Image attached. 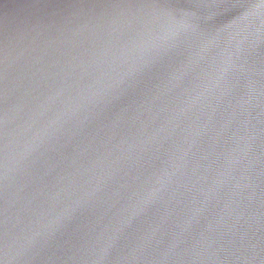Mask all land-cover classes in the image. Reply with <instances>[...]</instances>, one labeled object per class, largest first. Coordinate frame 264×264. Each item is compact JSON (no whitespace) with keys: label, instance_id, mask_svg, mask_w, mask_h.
<instances>
[{"label":"water","instance_id":"95a60500","mask_svg":"<svg viewBox=\"0 0 264 264\" xmlns=\"http://www.w3.org/2000/svg\"><path fill=\"white\" fill-rule=\"evenodd\" d=\"M0 264H264V0H0Z\"/></svg>","mask_w":264,"mask_h":264}]
</instances>
